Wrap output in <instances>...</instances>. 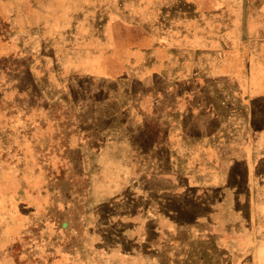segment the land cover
I'll list each match as a JSON object with an SVG mask.
<instances>
[{"label": "rangeland", "instance_id": "374dc122", "mask_svg": "<svg viewBox=\"0 0 264 264\" xmlns=\"http://www.w3.org/2000/svg\"><path fill=\"white\" fill-rule=\"evenodd\" d=\"M210 231L264 264V0H0V264H201Z\"/></svg>", "mask_w": 264, "mask_h": 264}, {"label": "crops", "instance_id": "0c3cea01", "mask_svg": "<svg viewBox=\"0 0 264 264\" xmlns=\"http://www.w3.org/2000/svg\"><path fill=\"white\" fill-rule=\"evenodd\" d=\"M214 229H221L218 227H212ZM220 234L219 231H210L208 233L203 232L201 235L200 239L196 238L194 239L195 245H200L202 248H200L197 251V255H193L187 260L186 263H189L190 261H197L200 262L201 264H222L223 261L225 260V255L226 253L222 248H220L222 245V242L220 239ZM138 258L136 259L137 264H140L139 261H142V256H137ZM190 260V261H189ZM78 261L75 257L72 259V264H78ZM191 263V262H190Z\"/></svg>", "mask_w": 264, "mask_h": 264}]
</instances>
